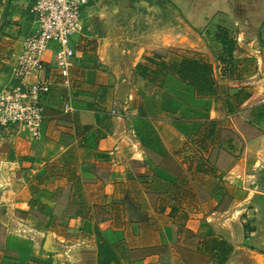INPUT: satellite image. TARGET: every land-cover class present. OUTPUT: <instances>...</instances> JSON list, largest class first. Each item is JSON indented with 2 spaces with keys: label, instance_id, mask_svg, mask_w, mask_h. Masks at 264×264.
<instances>
[{
  "label": "crops",
  "instance_id": "obj_1",
  "mask_svg": "<svg viewBox=\"0 0 264 264\" xmlns=\"http://www.w3.org/2000/svg\"><path fill=\"white\" fill-rule=\"evenodd\" d=\"M35 2L0 0V91L16 84L15 57L37 31ZM167 2L184 15H205L198 24L186 16L195 31L209 30L214 39L222 26L241 37L236 65L250 57L244 45L264 47V0H187L189 10L179 0ZM209 3L215 11L205 10ZM159 6L160 0H91L82 9V31L71 40L74 66L67 73L54 67L55 45L44 55L51 90L43 99L41 137L22 126L0 127L3 264H244L242 252L264 264V67L250 66L231 85L232 95L246 94L229 105L245 124L234 129L243 150L220 169V158L211 163L202 144L218 139L224 119L212 97L197 96L148 61L155 57L146 50L164 48L153 32L137 49L126 35L128 8L148 15ZM142 20L141 27L154 23ZM184 40L174 46L205 58L218 79L207 44ZM195 126L198 139L188 131ZM198 179L214 184L211 197L196 196ZM223 242L232 248L225 259Z\"/></svg>",
  "mask_w": 264,
  "mask_h": 264
},
{
  "label": "built area",
  "instance_id": "obj_2",
  "mask_svg": "<svg viewBox=\"0 0 264 264\" xmlns=\"http://www.w3.org/2000/svg\"><path fill=\"white\" fill-rule=\"evenodd\" d=\"M90 1L36 0L33 11L37 31L25 38L22 51L15 57L13 78L16 84L0 91V127L7 131L14 126H22L34 139L41 137L45 119L43 99L51 90L44 55L55 45L54 67L67 73L74 66L75 52L71 40L82 31V9ZM235 40L237 47L243 45L241 37ZM253 47L256 66L263 68L264 48L261 45ZM112 114L121 116L117 111H112Z\"/></svg>",
  "mask_w": 264,
  "mask_h": 264
},
{
  "label": "rangeland",
  "instance_id": "obj_3",
  "mask_svg": "<svg viewBox=\"0 0 264 264\" xmlns=\"http://www.w3.org/2000/svg\"><path fill=\"white\" fill-rule=\"evenodd\" d=\"M179 1L185 4L186 8H184V10H189L191 8L189 4L187 5L188 3L187 0H179ZM211 1L214 2V0H209V2ZM229 1L230 0H227V2ZM210 4L211 3L205 6V10H209L208 12L215 11L216 10L215 3H212L215 6L214 5L211 6ZM127 11L128 13H127L125 20H127L128 26L125 31L130 41L133 39L135 40L134 44L132 45L136 47V49H137V46L140 44V40H142L143 37H146V36H147L146 38H148L149 34H152V32H153V35L157 36L156 38L158 39V41L163 43L164 45V48H161L157 51L156 50L155 51L146 50L147 57L153 56L159 59V58H163V57L166 58L170 56L173 59V60L171 59L170 63L181 61L184 58L196 57L195 55L197 54H195L193 50H186V49L180 48L179 46H174V44L175 45L183 44V42L185 41L184 39H187L188 43H191L193 45L194 44L196 45V43L198 44L201 42L206 43L208 51H209L208 57H210L214 62L218 64L217 59H218V56H220L222 52L221 46L217 43L215 38L213 39V37H211V32L209 30H203L202 32L195 31L193 30L192 25L186 20V16H187L191 20H195L193 21V23L198 24L199 20L197 21V19L205 15H199V14L195 15L193 13H187L188 15H184L177 8H175L174 6H171L167 2V0H160L159 9L157 10V12H154V14L147 15V14L141 13V14H144V15H141L140 13H136V11H133V9H130V8H128ZM214 13H212V15L210 16H213ZM206 16H209V14H207ZM141 17L143 19L142 22L143 21L149 22V20H152L154 23L152 25L149 23L141 27L142 25H139L137 23L139 22V19H141ZM215 19L213 18L214 20L212 24L213 26H216L217 20ZM151 26L153 27L154 31L150 29L152 28ZM172 39H174V42L171 44ZM250 45L252 48L246 47L248 49V53L250 54V57L248 60L250 59L253 60L254 64L248 62V60L246 59L247 61L245 62L246 64L241 65V66L239 65L234 66V69L233 70L231 69L230 71H228L227 74H225L223 77L220 75V70H219L220 66L219 64L217 65V73H218L217 80L219 82L220 88L218 90V95L212 97L213 100L211 103L213 105V108L219 111L220 117L224 119L221 122V127H219L217 131L216 136L218 139H216L214 136V138L209 140L207 137L209 134V128H206V132H205L206 135L204 136L207 137L206 139H208L209 141L207 142L205 139L203 141L204 143L202 144H206L205 148H207L208 151H210L211 163L214 164L215 158L219 157L220 163H218V165L220 166V169H224V170L230 164L232 153L236 154V152H239L237 157H241L242 155V150H243V147L241 148L242 141L240 142L237 141L238 139L236 138V133L234 132V129L239 128L242 131L243 126L245 124L242 123V118L240 116H235V117L231 116L232 114H231V109L229 105L232 102L235 103L234 97L231 94L232 91L235 90V88L231 87L233 82L238 81L240 77L242 78L245 77L248 73L247 70L249 69V67L255 66L257 64L255 61V55H256L255 48L253 46L259 47L260 44L254 43ZM261 47L264 48L262 45ZM128 48L129 50H132L133 47L129 46ZM201 59L205 60V58H201ZM257 70H259V68ZM245 96L246 94L244 93L240 98H245ZM227 115H229L230 117ZM188 131H189V134H191L190 137H193V138L195 137L197 139L198 137H200L198 134L199 133L198 126H195L194 130H188ZM215 140L217 141L215 142ZM232 142L235 143L233 146L231 144ZM192 144L193 146L196 145L195 143H192ZM220 156H222V158ZM194 185H195V194L197 197L199 198L211 197L210 188H212V186L214 185L212 184V182L200 181L198 179V181L195 182ZM222 189H223L222 200L224 203H227L231 200V189L226 180L223 182ZM220 194L221 193L219 192L218 195ZM239 194H240V197H242L245 195V191L241 189ZM234 195H235V191H234ZM221 207L224 208L225 205ZM240 257H241V262H243L244 264H253L256 261L255 257L252 254H248L246 252L240 253ZM0 264H3V263L0 261Z\"/></svg>",
  "mask_w": 264,
  "mask_h": 264
},
{
  "label": "trees",
  "instance_id": "obj_4",
  "mask_svg": "<svg viewBox=\"0 0 264 264\" xmlns=\"http://www.w3.org/2000/svg\"><path fill=\"white\" fill-rule=\"evenodd\" d=\"M215 39L221 46V55L218 56L217 62L219 64L220 75L223 77L228 71L234 69L235 64L234 52L237 48L236 40L232 38L226 28L219 26ZM148 61L151 64L156 65V68L161 72H169L177 76V78L183 83L193 87L197 96L201 97H214L218 95L220 88L219 82L216 79L215 67L198 57L184 58L181 61L166 62L162 58L157 61L155 58H149ZM142 74H146L147 68L143 66L138 67ZM243 91H239L232 95L237 104L242 103L245 98H240L243 95ZM211 127L214 124L211 123ZM208 244L209 250H215V243ZM211 247V248H210ZM224 259L229 255L232 248L223 242L220 246ZM223 264V262H220Z\"/></svg>",
  "mask_w": 264,
  "mask_h": 264
}]
</instances>
